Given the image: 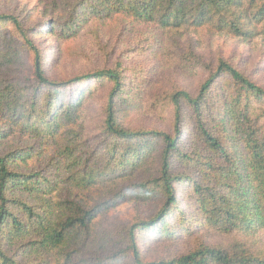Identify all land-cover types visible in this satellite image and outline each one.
Segmentation results:
<instances>
[{"label":"trees","instance_id":"16d2710c","mask_svg":"<svg viewBox=\"0 0 264 264\" xmlns=\"http://www.w3.org/2000/svg\"><path fill=\"white\" fill-rule=\"evenodd\" d=\"M52 2L58 18L48 34L59 44L90 34L83 56L99 47L108 58L54 79L33 38L44 30L0 14V264H264V88L230 60H207L190 48L168 56L182 75L202 78L198 90L154 93L148 83L132 84L124 51L119 44L107 51L96 32L124 17L148 29L128 49H155L157 40H141L150 31L176 44L189 31L249 42L264 39V0ZM142 112L169 120L171 131L132 125ZM152 162L157 174L135 183ZM182 185L188 196L180 199ZM127 190L158 209L121 235L107 233L96 253V219L124 203ZM193 220L224 241L146 261L141 232L174 241L193 235ZM121 240L125 247L113 252Z\"/></svg>","mask_w":264,"mask_h":264},{"label":"rangeland","instance_id":"374dc122","mask_svg":"<svg viewBox=\"0 0 264 264\" xmlns=\"http://www.w3.org/2000/svg\"><path fill=\"white\" fill-rule=\"evenodd\" d=\"M52 4V0H0V14L17 15L26 22L27 27L44 30L43 33L33 34V38L43 53H48L50 60L48 73L52 78L67 80L85 73L92 64L96 67L103 66L108 57L104 56V50L99 47L91 50L90 57L83 56L84 53H88L90 46L93 45L95 37L92 35L86 34L77 41L59 44L55 37L48 34L49 23L58 18ZM99 26L100 28L96 32L99 33L105 49L113 51L114 45L119 44V51H124L125 54H121L120 61H124L126 67L133 68L131 71V75L132 73L134 75L132 84L148 83L149 90L154 93L164 94L178 87L192 92L198 90L202 78L200 76L187 77L182 75L174 65L173 58L168 56L173 55L169 51H177L180 54L189 51L190 48L204 55L207 60L216 61L219 58L230 60L244 70L254 82L264 88V39L262 38L244 42L228 35H211L206 32L193 33L189 31L180 33V36L176 35L178 42L176 44L173 39L164 35L161 36L159 32L150 31L151 33L147 32L150 35L145 34L141 40L143 41L147 38L146 36H149L148 39L151 38L153 42L157 40L158 44L155 49L149 48L146 51L143 46H139L138 50H136L138 46L131 49L125 46L126 44L136 45L135 40H139L140 35L148 31L146 26L136 25L133 20L124 17H115L106 22H101ZM166 40L167 43H165ZM58 44L61 46L60 51L56 49ZM61 49H63L62 52ZM117 58L118 53L113 56L110 55L108 62L115 63ZM33 63V60H30L27 68L21 70V77L28 78L31 75L29 73L32 72ZM84 89L81 88V91H85ZM95 125L96 122L93 121L91 126L95 127ZM132 125L149 130L171 131L172 129L169 120H159L158 117L146 112L136 116L132 120ZM94 134L95 132H92L91 135ZM157 169V162H152L149 166L151 173L135 178V183L147 181L151 174H157ZM176 171L179 173L183 170L177 167ZM177 190L180 192V199L188 196L185 185L178 187ZM125 195L128 199L124 200V203L103 211L96 219V253H98L97 247H99L101 239L106 242L107 233L121 235L125 228L136 223L138 219L149 221L158 209L155 205L138 200L132 195L131 190H127ZM194 216L196 215L194 214ZM174 221L175 219L172 223ZM191 227L195 230L192 236L181 237L174 241L162 240V238L157 240L160 237L157 234L159 231L154 232L150 229L147 232H141L142 249L146 261L152 262L165 257L188 254L194 251L201 242L219 244L225 239L218 233L202 229L200 220H193ZM262 243H264V238ZM124 245L123 240H121L111 250L117 252V250L123 249Z\"/></svg>","mask_w":264,"mask_h":264}]
</instances>
